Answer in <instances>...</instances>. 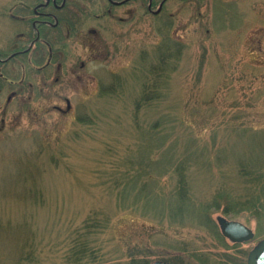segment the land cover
<instances>
[{
	"label": "rangeland",
	"instance_id": "rangeland-1",
	"mask_svg": "<svg viewBox=\"0 0 264 264\" xmlns=\"http://www.w3.org/2000/svg\"><path fill=\"white\" fill-rule=\"evenodd\" d=\"M168 8L97 21L101 50L48 77L55 91L28 68L0 126V264H248L264 239V0ZM65 97L70 114L53 109ZM219 216L254 239L230 241Z\"/></svg>",
	"mask_w": 264,
	"mask_h": 264
},
{
	"label": "flooded vegetation",
	"instance_id": "flooded-vegetation-1",
	"mask_svg": "<svg viewBox=\"0 0 264 264\" xmlns=\"http://www.w3.org/2000/svg\"><path fill=\"white\" fill-rule=\"evenodd\" d=\"M201 1L13 0L12 5L0 10L1 128L6 124L5 117L9 104L19 98L20 91L27 86L26 77L29 70L40 76L36 81L39 90L51 92L55 91L54 85L57 83L48 77L55 76L56 82L59 83L61 75L66 72L64 67L67 62L73 61L76 64L80 62V69L86 68V61H89L92 55L91 48L98 52L103 46L101 27L97 21L113 18L135 25L138 22L132 20L138 19L140 13L144 16H167V13H171L168 8L170 3L198 4ZM10 66L16 67L21 76L18 78L16 75L11 76L8 72ZM77 71L71 70V73H78ZM77 75L82 79L80 73ZM62 79L64 80L63 76ZM70 80L71 77L66 82L67 86H71ZM29 84L34 87L32 82ZM64 101L65 107L55 104L53 109L70 114L73 103L68 97H65ZM27 102L32 101L23 100L26 107Z\"/></svg>",
	"mask_w": 264,
	"mask_h": 264
},
{
	"label": "water",
	"instance_id": "water-1",
	"mask_svg": "<svg viewBox=\"0 0 264 264\" xmlns=\"http://www.w3.org/2000/svg\"><path fill=\"white\" fill-rule=\"evenodd\" d=\"M222 233L225 237L234 243H243L254 239L255 233L248 226L237 222L229 221L224 217H218ZM152 264H168L162 261H156ZM248 264H264V239L250 252Z\"/></svg>",
	"mask_w": 264,
	"mask_h": 264
},
{
	"label": "bare ground",
	"instance_id": "bare-ground-1",
	"mask_svg": "<svg viewBox=\"0 0 264 264\" xmlns=\"http://www.w3.org/2000/svg\"><path fill=\"white\" fill-rule=\"evenodd\" d=\"M220 217V216H219ZM225 218V217H224ZM225 219H227V218H225ZM219 222V221H218ZM220 225V224H219ZM221 227V226H220Z\"/></svg>",
	"mask_w": 264,
	"mask_h": 264
},
{
	"label": "trees",
	"instance_id": "trees-1",
	"mask_svg": "<svg viewBox=\"0 0 264 264\" xmlns=\"http://www.w3.org/2000/svg\"><path fill=\"white\" fill-rule=\"evenodd\" d=\"M77 254H78V252H77Z\"/></svg>",
	"mask_w": 264,
	"mask_h": 264
}]
</instances>
